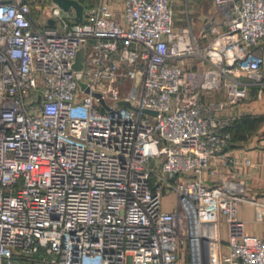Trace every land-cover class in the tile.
<instances>
[{"label":"built area","instance_id":"1","mask_svg":"<svg viewBox=\"0 0 264 264\" xmlns=\"http://www.w3.org/2000/svg\"><path fill=\"white\" fill-rule=\"evenodd\" d=\"M111 1L0 0V264H177L184 238L191 264H264L237 209L264 222V195L207 179L234 162L218 110L263 82L264 0H212L200 34L171 0Z\"/></svg>","mask_w":264,"mask_h":264},{"label":"crops","instance_id":"2","mask_svg":"<svg viewBox=\"0 0 264 264\" xmlns=\"http://www.w3.org/2000/svg\"><path fill=\"white\" fill-rule=\"evenodd\" d=\"M210 1L219 14L223 16L221 9L217 8L212 0ZM187 2L193 6L196 0H187ZM204 19L203 23L200 24L194 21L190 23L199 34L203 32V26L212 21L213 17ZM221 24L224 26V20ZM200 25H202V28H200ZM257 49L264 55V36ZM262 77V83L251 84L246 97L238 99L236 102H225L218 110L220 115H231L234 117L229 127L231 142L227 147L228 153L234 159V162L219 165L217 174L207 178L209 180L219 178L228 180L241 179L245 183V193L249 197L264 195V76ZM206 97L210 100L221 101L224 99V91L222 88L211 90L206 92ZM164 207L169 209L173 206L167 207L164 205ZM237 209L238 217L243 220L245 230L264 237V222L254 220L255 209L252 203L240 201ZM15 263L28 264L23 260H17Z\"/></svg>","mask_w":264,"mask_h":264},{"label":"rangeland","instance_id":"3","mask_svg":"<svg viewBox=\"0 0 264 264\" xmlns=\"http://www.w3.org/2000/svg\"><path fill=\"white\" fill-rule=\"evenodd\" d=\"M82 4L89 3L93 0H79ZM33 15L38 20H43L47 16L48 8L50 6V0H31ZM187 2V0H171L172 20L174 25H182L191 21L198 22L197 24L203 23L204 18L213 17V23L217 27H222L223 16L219 14L217 9L212 5L210 0H196L193 6ZM113 10L120 13L122 10V0H112ZM192 10H191V9ZM202 28V25H200ZM205 30L208 29L207 24L203 26ZM164 205L167 207L177 205V196L173 191L167 190L164 194ZM177 264H191V257L189 251L188 242L184 238L183 243L179 245Z\"/></svg>","mask_w":264,"mask_h":264},{"label":"water","instance_id":"4","mask_svg":"<svg viewBox=\"0 0 264 264\" xmlns=\"http://www.w3.org/2000/svg\"><path fill=\"white\" fill-rule=\"evenodd\" d=\"M57 4L60 5V7L63 9H68L70 6H73L74 9H75V13H76V18L77 20H80L82 18V8H83V5L82 3L79 1V0H54ZM48 22L49 23H53V19L50 17L48 18ZM81 56H82V49L79 50V52L77 53L76 55V58H75V63H74V68L75 69H79L80 66H81ZM82 85H84L83 82H81ZM124 104L126 105H130L132 106L129 102L127 101H123ZM145 110H150L148 108H145Z\"/></svg>","mask_w":264,"mask_h":264},{"label":"trees","instance_id":"5","mask_svg":"<svg viewBox=\"0 0 264 264\" xmlns=\"http://www.w3.org/2000/svg\"><path fill=\"white\" fill-rule=\"evenodd\" d=\"M95 0H93L92 2H89V3H94ZM89 3H86V4H89ZM85 3H83V5H86ZM32 12H33V9H32Z\"/></svg>","mask_w":264,"mask_h":264}]
</instances>
